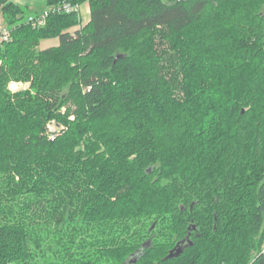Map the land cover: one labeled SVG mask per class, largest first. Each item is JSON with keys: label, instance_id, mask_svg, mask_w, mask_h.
<instances>
[{"label": "trees", "instance_id": "1", "mask_svg": "<svg viewBox=\"0 0 264 264\" xmlns=\"http://www.w3.org/2000/svg\"><path fill=\"white\" fill-rule=\"evenodd\" d=\"M242 1L44 0L88 2L74 30L0 0V264H264V0Z\"/></svg>", "mask_w": 264, "mask_h": 264}, {"label": "rangeland", "instance_id": "2", "mask_svg": "<svg viewBox=\"0 0 264 264\" xmlns=\"http://www.w3.org/2000/svg\"><path fill=\"white\" fill-rule=\"evenodd\" d=\"M13 2H17V3H20L22 6H28L27 9H26V14L27 15H30V14H33L34 12H40V11H43L45 8V5H44V0H12ZM247 0H245L246 2ZM237 3H243L242 0H236ZM90 8H89V4L88 2H84L82 4V11H81V15L80 16H77L78 17V26L74 29L76 30L77 28H80L81 26L85 25L88 20H89V13H90ZM25 22V20H24ZM72 30V32L74 31ZM223 38V37H222ZM58 44V40L57 39H48V40H43V41H40L38 47H37V50H43V49H46V48H49V47H55L56 45ZM178 48L176 47H173L171 48L170 50H172L170 53H172V55H169L171 56L172 60L175 61V58H180L181 60H183V65H185V69H186V75L191 71V73H195V71H201L199 67H197V63L200 64L202 66L203 64V61H202V58L200 56H195V61L192 60L193 58H186V56L190 55L187 54V51L189 52H192L193 50H196L195 46L193 45L192 43V39L191 37H187L185 36L183 39H181V41H179V45H177ZM185 46V47H184ZM187 46V48H186ZM199 54V52H198ZM234 54V53H233ZM232 54V57L234 56ZM222 55V54H220ZM212 56V54H210V57ZM224 57V56H222ZM235 58V57H234ZM238 58V57H237ZM233 60V58L231 59ZM214 62H215V58H214ZM212 61V66L206 62V65H207V70H209L210 68V71L211 72H203L205 76H202V74H198L196 75V77L199 78H207L206 76H214V79H215V71H220L222 72L223 74H228L229 76H234V64L233 62L234 61H226L225 63H218L217 66H215V63ZM229 62V64H227ZM193 63V64H191ZM191 64V65H190ZM216 68V69H215ZM214 69V70H212ZM226 72V73H225ZM170 73L172 74V82L174 83V85H178V89L176 91H172L173 95L175 97L176 96H180L183 93L182 89H183V86H184V73L182 72L181 69H176L175 66H173L171 69H170ZM194 79V78H192ZM195 83V82H194ZM28 84H24V83H16V82H11L9 83L8 87H7V91L10 93V94H14V93H17V92H23V91H26L28 89ZM212 92V91H209V93ZM183 96V95H182ZM264 100V97L261 101ZM258 116L260 117L258 122H260L261 124H263V127H264V107L261 108L258 112ZM71 120L73 119L70 118ZM65 128L61 125V126H56V124H54V122H48L47 125H46V130H47V135L50 139H53L54 137H56L57 135L60 134V132L62 130H64ZM215 137V133L212 134V137L213 138ZM209 144V143H207ZM18 179V178H17ZM171 248H172V245H171ZM174 248V247H173ZM264 244L263 246L261 247V250H260V254H263L264 255ZM258 254H253L251 260L253 259V257L257 256Z\"/></svg>", "mask_w": 264, "mask_h": 264}, {"label": "built area", "instance_id": "3", "mask_svg": "<svg viewBox=\"0 0 264 264\" xmlns=\"http://www.w3.org/2000/svg\"><path fill=\"white\" fill-rule=\"evenodd\" d=\"M82 11V6L73 5L70 3H60L49 8L44 9L43 11L30 14L26 17V23L31 25L33 28H40L45 25L47 18L51 14H72L76 13L79 14ZM9 40V32L4 24V18L1 12L0 7V42H7ZM264 253V252H263Z\"/></svg>", "mask_w": 264, "mask_h": 264}, {"label": "water", "instance_id": "4", "mask_svg": "<svg viewBox=\"0 0 264 264\" xmlns=\"http://www.w3.org/2000/svg\"><path fill=\"white\" fill-rule=\"evenodd\" d=\"M181 252H182L181 248L176 247L169 252L167 259L177 257Z\"/></svg>", "mask_w": 264, "mask_h": 264}, {"label": "crops", "instance_id": "5", "mask_svg": "<svg viewBox=\"0 0 264 264\" xmlns=\"http://www.w3.org/2000/svg\"><path fill=\"white\" fill-rule=\"evenodd\" d=\"M12 3H14L15 5H18V6H21V7H24L25 9H27L28 6H22L20 3H17V2H13L12 0H10ZM45 5V4H44ZM35 13H38V12H34L33 14Z\"/></svg>", "mask_w": 264, "mask_h": 264}]
</instances>
